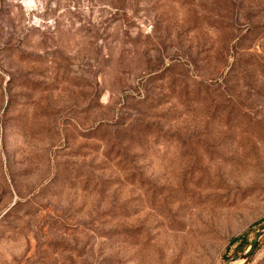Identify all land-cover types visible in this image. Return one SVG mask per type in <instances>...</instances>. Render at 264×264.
Instances as JSON below:
<instances>
[{"label": "rangeland", "instance_id": "1", "mask_svg": "<svg viewBox=\"0 0 264 264\" xmlns=\"http://www.w3.org/2000/svg\"><path fill=\"white\" fill-rule=\"evenodd\" d=\"M263 224L264 0H0V264H227Z\"/></svg>", "mask_w": 264, "mask_h": 264}, {"label": "water", "instance_id": "2", "mask_svg": "<svg viewBox=\"0 0 264 264\" xmlns=\"http://www.w3.org/2000/svg\"><path fill=\"white\" fill-rule=\"evenodd\" d=\"M264 238V225H262L254 234L248 246L241 254L228 259L227 264H247L251 257L255 254L260 242Z\"/></svg>", "mask_w": 264, "mask_h": 264}, {"label": "trees", "instance_id": "3", "mask_svg": "<svg viewBox=\"0 0 264 264\" xmlns=\"http://www.w3.org/2000/svg\"><path fill=\"white\" fill-rule=\"evenodd\" d=\"M264 225V224H263ZM262 226V225H261ZM260 226V227H261ZM259 227V228H260ZM251 233L247 232L245 233L244 235L240 236L239 238H236L234 239L232 242H231V247L235 246L233 252L229 255V256H225L224 258L226 260L230 259L231 257H235V256H238L239 254L242 253V251L248 246V244L250 243L251 241ZM261 244H259L255 254L257 253V251L260 249L261 247ZM255 254L251 257V259L248 261L247 264H249L252 260H253V257L255 256Z\"/></svg>", "mask_w": 264, "mask_h": 264}]
</instances>
